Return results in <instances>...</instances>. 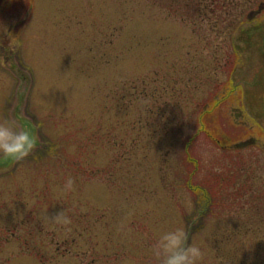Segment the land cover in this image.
I'll use <instances>...</instances> for the list:
<instances>
[{
  "label": "rangeland",
  "instance_id": "1",
  "mask_svg": "<svg viewBox=\"0 0 264 264\" xmlns=\"http://www.w3.org/2000/svg\"><path fill=\"white\" fill-rule=\"evenodd\" d=\"M260 7L0 0V119L37 141L0 155V264H159L157 236L179 225L205 264H229L221 249L264 264ZM201 119L209 133L194 137Z\"/></svg>",
  "mask_w": 264,
  "mask_h": 264
},
{
  "label": "clouds",
  "instance_id": "2",
  "mask_svg": "<svg viewBox=\"0 0 264 264\" xmlns=\"http://www.w3.org/2000/svg\"><path fill=\"white\" fill-rule=\"evenodd\" d=\"M36 144V138L30 131L18 130L13 121L0 119V155L4 158L22 160L34 151ZM74 187V178L68 176L61 191L72 192ZM50 219L57 224H71L70 218L63 211L57 212ZM189 239L188 231L183 225L160 232L152 246L159 264H205L206 250L200 244L190 243Z\"/></svg>",
  "mask_w": 264,
  "mask_h": 264
},
{
  "label": "trees",
  "instance_id": "3",
  "mask_svg": "<svg viewBox=\"0 0 264 264\" xmlns=\"http://www.w3.org/2000/svg\"><path fill=\"white\" fill-rule=\"evenodd\" d=\"M204 120V121H203ZM201 119V121L199 122V125H198V129L196 130V132H195V134H194V137H197L198 135H200L201 133H204V134H208V132L206 131V124H205V119ZM209 126V125H208ZM208 137L209 138H211V136L210 135H208ZM217 141V144H219L220 143V141H218V140H216ZM185 162H187V164H189L190 165V163L189 162H192V163H194V165H195V168L193 169V172L191 173V175H193L194 173H196L197 172V170H198V167H197V163L195 162V161H193L189 156H188V154L186 155V159H185ZM192 170V169H191ZM191 177V176H190ZM190 189L192 190V192H194V193H196V194H198V193H203V195H201L202 197V200L204 199V200H209L210 199V196H211V192H209L207 189H205L204 187H199V186H197V187H195V186H192V184L190 183ZM256 232V231H255ZM255 232H252L251 234H254ZM239 234H241V233H239ZM239 234H236V235H239ZM231 236L233 235V233L232 234H230ZM230 235L226 238V239H224V242L226 241V240H229L230 239ZM240 240H238V244H237V246L240 244V242H239ZM222 253V255L223 256H225L226 258L225 259H227L228 260V262H229V264H237L238 262L237 261H235V257H236V255H237V253H234L233 252V250H231V251H227V252H225V250L223 251L222 249L220 250ZM230 252H232L233 254H232V258L229 256V253ZM231 258V259H230Z\"/></svg>",
  "mask_w": 264,
  "mask_h": 264
},
{
  "label": "flooded vegetation",
  "instance_id": "4",
  "mask_svg": "<svg viewBox=\"0 0 264 264\" xmlns=\"http://www.w3.org/2000/svg\"><path fill=\"white\" fill-rule=\"evenodd\" d=\"M250 102L253 105L254 113L259 115L260 119L258 122H260L264 118V98L254 97Z\"/></svg>",
  "mask_w": 264,
  "mask_h": 264
},
{
  "label": "water",
  "instance_id": "5",
  "mask_svg": "<svg viewBox=\"0 0 264 264\" xmlns=\"http://www.w3.org/2000/svg\"><path fill=\"white\" fill-rule=\"evenodd\" d=\"M248 144H249V142H244V143H242V144H239L238 147H244V146H246V145H248Z\"/></svg>",
  "mask_w": 264,
  "mask_h": 264
}]
</instances>
